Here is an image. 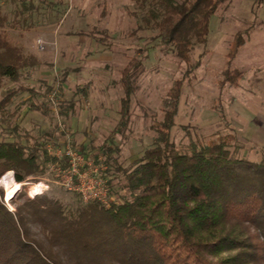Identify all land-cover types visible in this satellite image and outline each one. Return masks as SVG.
Here are the masks:
<instances>
[{"label":"rangeland","instance_id":"374dc122","mask_svg":"<svg viewBox=\"0 0 264 264\" xmlns=\"http://www.w3.org/2000/svg\"><path fill=\"white\" fill-rule=\"evenodd\" d=\"M25 1V7L20 2L0 3V32L25 57L34 59V64L22 69L17 81H1L0 99L17 87L27 88L10 108L20 107L12 124L19 133L27 131L33 137L48 133L52 138L45 144L48 153L71 149L85 156L97 172L88 166L82 170L87 177L105 183L111 202L129 198V193L120 188V178L112 168L108 170L101 145L110 140L108 145L120 166L129 167L153 146L155 130L163 119V99L178 80L181 94L170 130L176 146L187 148L190 142L204 143L215 135L231 134L238 159L264 163V0L259 4L255 0L222 3L209 20L206 43L196 44L192 38L189 63L182 62L172 46L161 44L157 30L147 22L146 8L131 0ZM248 27L249 36L231 62L243 78L238 87L221 89L218 81L233 37ZM132 57L142 59L144 73L129 98V123L122 133L114 134L121 119L123 68ZM89 81L91 88L83 98L77 87ZM58 83L59 93L58 89L46 91L47 86L56 89ZM28 101L46 103L47 111H28ZM9 139H16L15 134ZM58 161L48 165L38 161L41 170L21 184L14 181L13 172L2 174L0 182L11 173V183H0L6 208L17 213L24 199L45 195L58 200L65 210L74 209L81 198L61 184L59 170H66L67 163ZM11 184L17 191L8 198ZM34 188L38 194L31 196ZM32 228L36 238L43 240L38 227Z\"/></svg>","mask_w":264,"mask_h":264},{"label":"trees","instance_id":"16d2710c","mask_svg":"<svg viewBox=\"0 0 264 264\" xmlns=\"http://www.w3.org/2000/svg\"><path fill=\"white\" fill-rule=\"evenodd\" d=\"M131 1L146 8L147 22L157 30L161 44L172 46L176 56L189 63L192 38L196 44L206 43L209 20L226 0ZM4 2L26 4L0 0ZM250 29L233 37L218 81L221 89L236 88L243 78L231 62ZM33 61L0 32V83L17 81ZM143 73L142 59L137 57L123 68L124 97L114 134L122 133L129 123V98ZM91 85L89 81L77 87L78 93L87 98ZM59 88L61 83L56 89L47 86L46 91L59 93ZM27 90L20 86L0 99V176L11 171L17 184L41 170L38 161L59 162L45 149L46 142L52 141L48 133L33 137L27 131L19 133L12 124L20 107L10 108L15 97ZM180 94L178 80L163 99V119L153 146L129 167L120 166L110 140L101 145L108 170L118 175L119 186L129 198L107 205L96 201L84 205L79 200L74 209L65 210L58 200L41 195L24 199L19 212L12 213L0 190V264H264V163L238 159L231 134L190 142L187 148L176 146L170 130ZM25 106L30 112L47 111L46 103L28 101ZM13 133L16 139L10 140ZM37 194V188L30 191L31 196ZM34 226L41 231L42 241L32 232Z\"/></svg>","mask_w":264,"mask_h":264},{"label":"built area","instance_id":"2783aa9c","mask_svg":"<svg viewBox=\"0 0 264 264\" xmlns=\"http://www.w3.org/2000/svg\"><path fill=\"white\" fill-rule=\"evenodd\" d=\"M49 155L54 156L58 160H66L67 169L59 170V174L61 184L68 191L77 193L84 203L96 201L101 204H108L110 198L105 183L101 180L97 181L87 177L86 172L82 170L84 166L92 167V162L88 159L86 160L85 156L71 149H66L63 152L56 150L53 153L49 152ZM100 169H103V167L100 166ZM91 170L95 174L97 167L91 168Z\"/></svg>","mask_w":264,"mask_h":264},{"label":"bare ground","instance_id":"6f19581e","mask_svg":"<svg viewBox=\"0 0 264 264\" xmlns=\"http://www.w3.org/2000/svg\"><path fill=\"white\" fill-rule=\"evenodd\" d=\"M11 175V173H7L3 179L1 180V184H5V185H8V183H11V180H9V176ZM17 191V186H14L11 184V186L8 188L7 190V197L8 198H11L12 195Z\"/></svg>","mask_w":264,"mask_h":264}]
</instances>
